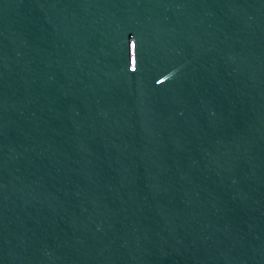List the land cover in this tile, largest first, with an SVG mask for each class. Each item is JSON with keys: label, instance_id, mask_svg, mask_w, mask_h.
I'll return each instance as SVG.
<instances>
[{"label": "water", "instance_id": "1", "mask_svg": "<svg viewBox=\"0 0 264 264\" xmlns=\"http://www.w3.org/2000/svg\"><path fill=\"white\" fill-rule=\"evenodd\" d=\"M0 264H264V0H0Z\"/></svg>", "mask_w": 264, "mask_h": 264}]
</instances>
